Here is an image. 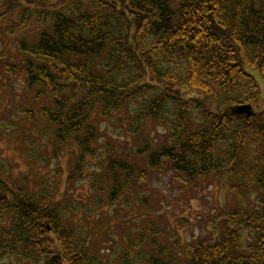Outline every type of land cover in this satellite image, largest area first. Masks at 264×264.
Masks as SVG:
<instances>
[{
    "label": "trees",
    "instance_id": "16d2710c",
    "mask_svg": "<svg viewBox=\"0 0 264 264\" xmlns=\"http://www.w3.org/2000/svg\"><path fill=\"white\" fill-rule=\"evenodd\" d=\"M70 8L46 12L50 29L30 45L20 39L21 63L5 66L8 75L25 76L34 92L30 103L52 127L56 147L93 155L97 110L105 118L128 110L129 118L118 121L129 131L146 120H168L170 147L151 152L150 167L166 166L192 182L214 174L239 198L258 189V205L222 216L221 238L197 244L186 261L175 248L161 246L140 263L127 255L112 263L65 220L60 202L11 182L0 166V217L11 218L0 228V258L26 264H264V108L251 72L264 80V0H75ZM39 100H46L41 108ZM242 105H250L252 114L237 113ZM122 163L109 165L113 202L123 188L119 173L132 169Z\"/></svg>",
    "mask_w": 264,
    "mask_h": 264
},
{
    "label": "rangeland",
    "instance_id": "374dc122",
    "mask_svg": "<svg viewBox=\"0 0 264 264\" xmlns=\"http://www.w3.org/2000/svg\"><path fill=\"white\" fill-rule=\"evenodd\" d=\"M74 1L51 0L44 5L42 0H0V166L5 168L1 176L60 202L65 220L108 262L119 263L127 255L140 263L161 246L175 248L186 261L197 244L221 238L226 229L222 216L241 208L254 211L260 193L254 189L239 198L224 191L214 174L192 182L166 166L150 167V153L170 147L171 127L168 120H146L129 131L118 121L129 118L128 110L108 118L99 110L93 113L100 130L93 155L82 156L77 147H56L52 127L30 103L35 102L34 92L27 88L25 76L8 75L5 66L21 63L20 39L30 45L41 31L50 29L52 19L46 12L69 11ZM251 72L264 108V80L258 71ZM44 101L37 102L39 108ZM26 111L33 113L31 118ZM115 162L132 169L119 173L123 188L113 202L109 165ZM228 179L224 182L232 183ZM10 223V216L0 217V228ZM0 264L26 263L5 256Z\"/></svg>",
    "mask_w": 264,
    "mask_h": 264
},
{
    "label": "water",
    "instance_id": "95a60500",
    "mask_svg": "<svg viewBox=\"0 0 264 264\" xmlns=\"http://www.w3.org/2000/svg\"><path fill=\"white\" fill-rule=\"evenodd\" d=\"M236 111H237V113H240V114H247V115L252 114L251 113V107H249V106H244V107L238 108Z\"/></svg>",
    "mask_w": 264,
    "mask_h": 264
}]
</instances>
